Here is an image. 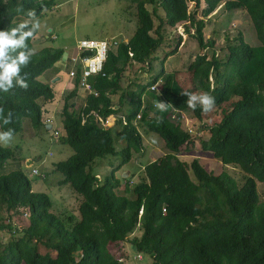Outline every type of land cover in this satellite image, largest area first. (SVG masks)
<instances>
[{
	"label": "trees",
	"instance_id": "1",
	"mask_svg": "<svg viewBox=\"0 0 264 264\" xmlns=\"http://www.w3.org/2000/svg\"><path fill=\"white\" fill-rule=\"evenodd\" d=\"M134 2L138 5L137 32L129 42H121L109 51L101 74L88 81L93 93L88 94L85 108L73 111L72 104L81 87L80 67L75 90L64 100L60 140L70 145L74 153L58 162L56 169L64 176L61 184L71 185L83 199L80 221L66 228L49 212L53 206L50 197L33 192L28 176L21 172L2 175L0 200L5 199L11 212L27 208L32 223L26 228L29 233L24 239L11 240L5 245L0 242V264H124V258L118 257L111 248L130 240L139 228L143 235L132 240L134 250L139 255L151 256L154 264H264V202L261 203L257 185V181L264 184V0H207L201 19L189 11V0ZM196 2L199 7L200 0ZM223 3L230 11H246L260 41L259 46L253 47L240 33L235 43L229 45L224 60L216 40L205 35L209 24L205 18ZM149 5L155 6V11ZM52 6L47 0H0V30L11 31L27 23L24 31H28L33 25L29 21L40 18ZM159 8L165 17L157 27L155 15ZM33 11L35 17H29L28 13ZM187 22L190 27L186 34L194 36L201 49L190 64L189 73L208 93L217 94L216 106H231L224 119L211 128L212 139L204 147L214 152L224 165L240 166L247 175L241 187L230 173H210L199 158L188 161L179 155L192 145V135L179 121H172V117L174 111L191 110L187 96L180 94L193 92L182 89L170 78L164 65L179 52L182 37L174 49L166 52L161 73L148 84L136 79L132 86L135 92L127 93L124 88L126 76L136 63L148 67L145 70L152 75L153 62L160 59L157 53L164 45L166 29ZM37 34L38 28L26 41L27 49L10 50L9 55L15 58L21 51H32ZM63 55V49L55 48L32 53L20 73L26 79L27 90L18 86L8 92L0 90L3 132L12 130L13 135L20 134L26 121H31L36 131L46 127L39 102L54 103L57 95L39 79ZM222 65L231 73L223 80ZM158 85H161L160 93L152 92ZM122 93L132 99L133 109L125 117L127 125L123 120L117 123L122 127L117 133V129L106 128L99 120L105 123L120 114L121 109L114 108L112 98ZM125 101L126 95H123L121 108ZM160 104H164L163 109L156 108ZM193 111L199 120H204L206 112L200 106ZM9 114L11 122L5 124L4 118ZM139 117L150 131L165 140L169 150L165 154V168L170 175L162 173L159 160L163 156L158 158L148 166L149 181L136 185L135 198L131 199L116 193L122 187V180L115 173L132 161L134 152L145 148L136 124ZM119 141L126 142L122 150L118 149ZM119 154H122L121 163L99 181L93 165L105 156ZM13 155V149L0 144V168ZM39 238L46 242L48 251L39 250Z\"/></svg>",
	"mask_w": 264,
	"mask_h": 264
},
{
	"label": "rangeland",
	"instance_id": "2",
	"mask_svg": "<svg viewBox=\"0 0 264 264\" xmlns=\"http://www.w3.org/2000/svg\"><path fill=\"white\" fill-rule=\"evenodd\" d=\"M47 1H51L53 6L47 9L40 18L29 21L32 24L39 23V34L33 40L32 53H37L44 48L63 49L64 52H67L69 49H75L78 43L84 39L129 41L134 37L139 27L138 5L134 0ZM206 1L200 0V6L197 7L196 1L189 0V11L197 14V18L201 19L202 15H204L202 11L207 7ZM149 9L153 12L155 11V6L149 5ZM164 17L163 9L159 8L158 14L155 15L157 27L160 26ZM205 19L209 21L205 30L206 37L207 39L216 40L217 49L222 60L226 57L229 45L235 43L234 41L239 37L240 33H242L245 42L249 45L253 47L260 45L253 23L245 10L230 11L226 7V3H223L214 14ZM187 27H190L189 22L176 28L166 29L164 45L157 53L160 59L157 62H153L152 75H149L147 70H145L148 67H144L142 64L136 63L131 67L124 83L127 93L136 91V88L132 87L136 79H139L143 84H148L152 77L161 73L163 69L162 60L166 52L174 49L178 44L179 37H182L183 42L179 52L169 57L164 65L166 74L170 78L173 77L182 86V89L198 94L207 93L213 98L217 96L216 93H208L198 83L199 81L196 82L189 73V66L198 57L201 49L198 40L194 36L186 34ZM191 33L194 34L195 31L191 29ZM212 54L210 52L211 56ZM227 74L231 75L227 66L222 65L220 68L221 79L227 78ZM39 81L50 86L53 83L49 78V74L41 77ZM201 88L202 91L199 92ZM127 93H122L113 99L114 104L119 105L123 95H126V103L123 106V114L126 111V115L133 109L132 99L127 96ZM145 98L148 100L149 96ZM39 103L42 105V101ZM58 104L61 105L60 102ZM230 108V104L222 107L214 105L211 111L204 114V120H199L191 109L183 113L182 120L180 118L181 114L178 115L176 113V117L172 118V121H179L182 127L192 135V145L187 149L185 147L179 154L182 159L190 161L193 158H199L201 163L206 166L208 172L217 174L228 172L241 187L244 185L247 175L241 170L240 166L233 164L224 165L222 160L215 156L214 152L207 151L204 147V143L212 139L211 128L224 119ZM58 111L62 112L61 109ZM177 116H179L180 120H178ZM117 123L113 125L117 129V133H119L122 127ZM54 124L55 128L52 130L42 128L36 131L32 122L26 121L22 133L13 135L11 141L7 143L0 142L4 148H10L14 151V155L0 168V177L13 172H21L28 176L33 186V192L35 194L48 195L53 202L49 212L66 228L70 229L82 217L79 208L83 199L71 185H63L60 182L64 179V176L56 169V164L70 158L74 150L70 145L63 143L60 138H54L55 130L63 132V121L62 124L57 121ZM136 124L139 126L143 136L145 148L141 152H134L132 161L125 164L121 170L115 173L116 177L121 179L124 184L123 188H120L121 190L119 189L117 192L122 196L129 194L131 199L135 198L134 187L141 182L149 181L147 171L148 166L157 159L152 155L155 150L162 151L160 157L163 156L164 159L159 160L162 173L165 176L170 175V172L165 168V154L169 151L165 145V140L159 134L150 131L148 125L146 126L143 122H137ZM2 132L0 128V133ZM117 146L118 149L122 150L126 146V142L119 141ZM121 160L122 154L105 156L104 159L99 160L93 170L95 173H99L103 179L111 174L112 166L115 168L121 163ZM35 170L38 172L37 174L34 173ZM125 173L128 176H124ZM126 182L129 183L126 184ZM257 185L262 203L264 202V184L257 181ZM31 223L32 217L27 208H21L18 212H11L5 199L0 200V227L7 224L0 232V242L2 244L5 245L11 240L19 238L24 239L25 235L29 233L26 228ZM142 233L139 228L130 237V240L111 248L118 257L124 258V264H154V259L151 256L143 255L142 260L134 250L132 240L136 237H141ZM38 240L40 242L39 250L48 251L46 242L42 238Z\"/></svg>",
	"mask_w": 264,
	"mask_h": 264
},
{
	"label": "clouds",
	"instance_id": "3",
	"mask_svg": "<svg viewBox=\"0 0 264 264\" xmlns=\"http://www.w3.org/2000/svg\"><path fill=\"white\" fill-rule=\"evenodd\" d=\"M29 17L34 18L35 12H29ZM28 27L27 23H22L17 28L11 29V31L0 30V90L8 92L13 87H20L27 90L28 84L24 76H21V67L27 66L32 55V51H21L13 58L9 55L10 50L17 48L27 49L26 41L33 36L36 28L39 27V23L32 25V28L28 31H24ZM18 37V38H17ZM15 81V84L13 83ZM180 95L187 96V105L189 108L195 110L199 105L203 112H209L215 105L214 98L207 93H181ZM161 109L164 108V104L158 105ZM3 110H0L2 113ZM5 124L11 122V114L4 118ZM13 136L12 130L0 133V142L7 143L11 141Z\"/></svg>",
	"mask_w": 264,
	"mask_h": 264
},
{
	"label": "crops",
	"instance_id": "4",
	"mask_svg": "<svg viewBox=\"0 0 264 264\" xmlns=\"http://www.w3.org/2000/svg\"><path fill=\"white\" fill-rule=\"evenodd\" d=\"M38 34H39V29H38ZM205 35H206V33H205ZM129 41L125 40L124 42H129ZM77 55H78L77 47L75 49H69L67 52H64V55H63L62 59L53 68L48 70V72L45 75H43V76H46V75L49 74L50 80L53 81L51 87L54 89V91H55V93L57 95V98H56L57 101L55 100L56 103L54 102V103L48 104V103L42 102V106H43V110H44V114H45L43 116V121L46 124L45 128L47 130H51V129L55 128L54 127V125H55L54 122L55 121H57L59 124H62V121H61L62 120L61 119L62 112H60L58 110L59 109H61V111L63 110L65 98L72 91L75 90V80L70 78V73L75 68L74 59L77 57ZM45 85H47V84H45ZM87 97H88V93L80 88L78 90V94H77L76 99L72 102V104L74 105L73 111L83 110L85 108V106H86ZM113 99H114V97L112 98V101H113V104H114V100ZM59 102L61 103V105L58 104ZM114 106H116V107H114L116 109H121L120 110L121 112H120L119 115L113 116L110 119H108V121H106V125H105L106 128L114 127V125H113L114 123H117V121L119 122L121 119H124L127 116L125 114L126 111L123 114V111H124L123 108L124 107L121 108L120 104L119 105L114 104ZM48 110H50V111H48ZM48 125H50L49 126L50 128H47ZM58 132H60V135L62 134L61 131H58ZM161 153H162V151L155 150L152 153V155L155 156L158 159V158H160ZM163 154H165V152H163ZM97 164L93 165L94 168H96ZM112 168H114V166H112ZM95 174L99 175L100 179L102 180V177L100 176L99 173H95ZM124 176H128V174L125 173ZM128 183L129 182H126V184H128ZM123 186H124V184H123V181H122L121 189L123 188ZM117 190H119V189H117ZM116 193L119 194V192H117V191H116ZM120 196H122V195H120ZM125 196L131 197L129 194L128 195L126 194Z\"/></svg>",
	"mask_w": 264,
	"mask_h": 264
},
{
	"label": "built area",
	"instance_id": "5",
	"mask_svg": "<svg viewBox=\"0 0 264 264\" xmlns=\"http://www.w3.org/2000/svg\"><path fill=\"white\" fill-rule=\"evenodd\" d=\"M121 42L116 41V40H97V39H84L80 41L77 45L78 55L74 59L75 68L70 73V78L73 80L77 79V70H78V67H80L81 68V78H82L80 88L86 91L88 94H92L93 92L91 90V87L88 81L91 78H94L97 75L101 74L103 64L105 63L106 56H108L109 51L117 48ZM212 82H214L213 79H212ZM160 88H161V85H158V86L153 87L151 90L152 92L160 93ZM156 108H158V106H156ZM176 113L178 115L181 114L180 118L182 120L183 113H180L177 111H174V115L172 118L176 117ZM152 117L154 118V115H152ZM177 117H178V120H180L179 116ZM121 120L124 121L125 125L128 124L125 118ZM99 122L102 126L106 125V122L102 123L100 120ZM138 122H141V117H139ZM60 136H61L60 132L55 130L54 138L59 139ZM34 173L37 174L38 172L35 170ZM96 177L99 181H101L99 175H97ZM143 214H144V210L141 211L140 216L142 217ZM139 258L143 260L142 255H139Z\"/></svg>",
	"mask_w": 264,
	"mask_h": 264
},
{
	"label": "water",
	"instance_id": "6",
	"mask_svg": "<svg viewBox=\"0 0 264 264\" xmlns=\"http://www.w3.org/2000/svg\"><path fill=\"white\" fill-rule=\"evenodd\" d=\"M49 126H50V125H48L47 128H50Z\"/></svg>",
	"mask_w": 264,
	"mask_h": 264
}]
</instances>
